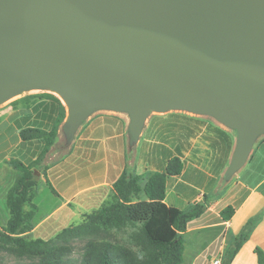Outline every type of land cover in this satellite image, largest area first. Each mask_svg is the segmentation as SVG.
Masks as SVG:
<instances>
[{
  "label": "water",
  "instance_id": "95a60500",
  "mask_svg": "<svg viewBox=\"0 0 264 264\" xmlns=\"http://www.w3.org/2000/svg\"><path fill=\"white\" fill-rule=\"evenodd\" d=\"M30 91L65 104L66 146L99 111L127 115L128 152L152 113L210 117L230 181L264 135V0H0V105Z\"/></svg>",
  "mask_w": 264,
  "mask_h": 264
},
{
  "label": "trees",
  "instance_id": "16d2710c",
  "mask_svg": "<svg viewBox=\"0 0 264 264\" xmlns=\"http://www.w3.org/2000/svg\"><path fill=\"white\" fill-rule=\"evenodd\" d=\"M38 97L30 95L22 100L30 108ZM59 123L60 119L50 131L25 128L20 132L23 141L42 139L45 146L40 158L29 165L14 158L8 161L21 174L7 196L10 217L7 225L0 229V248L17 259L31 260V264H71L68 258L75 253L78 244L81 256L77 263L72 262L75 264H183L188 225L200 218L211 202L205 194L188 210L166 204L167 178L178 176L183 170L179 157L170 158L165 171L150 174L144 184L142 176L125 168L113 185L110 200L85 214L79 224L63 229L47 241L26 238L34 228L33 219L38 211L33 204L39 183L35 171L44 168L46 178L49 166H44L42 159L55 143ZM47 185L59 196L49 180ZM234 213V207L229 205L220 216L227 221ZM263 216L264 209L246 222L231 240L221 264L232 263ZM120 234L127 236L125 243L118 239ZM255 253L259 264H264L263 251L256 248Z\"/></svg>",
  "mask_w": 264,
  "mask_h": 264
},
{
  "label": "crops",
  "instance_id": "0c3cea01",
  "mask_svg": "<svg viewBox=\"0 0 264 264\" xmlns=\"http://www.w3.org/2000/svg\"><path fill=\"white\" fill-rule=\"evenodd\" d=\"M24 96L25 95H21L12 100H17L19 98V100H22V98H25ZM3 105H0V110L4 111L2 115L5 116L3 120L0 121V223L1 226L5 227L10 217L7 208V196L21 174L8 166L7 159L11 156L20 158L16 153L17 146L20 144L27 142H44L42 139L23 141L20 138V132L25 128H38L47 131L48 129L42 124V122L45 121L43 110L51 105V103L37 102L31 108H24L20 105L11 108ZM99 112L104 114L98 115L97 113ZM99 112L93 114L87 121L86 133L83 135L79 134L73 141L74 153L65 164L69 163V166L73 167L75 172L69 175H67L68 172L66 174L63 172L56 184L52 179V172H54V169L48 171V180L56 192L59 193L58 195L60 196L57 197L60 202L54 206V210H51L52 212H50L49 215L43 218L39 219L38 212L36 213L33 219L34 228L31 232L26 234V238L32 240H49L50 237L56 236L58 232H52L54 225H49V222L72 203L74 204L75 208L73 209H75V211H72L71 217L74 218L77 214L81 215L85 212L99 209L104 203L110 200L113 185L126 168L125 136L122 128V120L119 117L113 115V112ZM120 116H126L127 123L129 124L127 115L120 114ZM38 121L41 123H38L39 125L35 124ZM221 126L224 127L223 125ZM40 146L39 152L43 150L42 148H44L45 142L44 145L40 143ZM32 160H34V156L26 162L24 159H21L24 164H28ZM167 163L168 161L163 170L150 172L149 175L155 172H164ZM204 164L203 162L201 167L197 165L196 169H202ZM246 165L244 167H246ZM243 168L238 173H240ZM250 168L251 175L253 177L257 176L258 178L256 182H251L248 177L237 179V191L234 199L232 198L226 201L224 197L216 200L214 204L210 203L208 210L200 218L192 221L188 225V230L185 234L184 256L187 255L188 252L190 253L189 264H213L219 256L224 257L225 251L231 240L239 234L243 226L252 216L264 209V190L262 189L264 186V176H262L264 174V165L254 163L249 169ZM196 169L190 171L187 177V183H184V185V181L182 184L179 181H175L177 179L182 181L184 176L183 170L180 175L169 176L167 178L165 202L168 206H173L167 200L168 194H171V196L175 194L180 196L181 198H177L180 201H186L189 209L195 201L200 200L203 195L207 193V190L204 189V185H200L196 181V173H198ZM58 171H61V168H59ZM237 174L234 175V178ZM12 175H14L15 178L11 181ZM142 179V183L144 184L146 180H144V177ZM39 184L40 181L37 188ZM45 184L47 185V182ZM47 187L51 192L48 185ZM193 191L196 192L195 196L192 197L190 195ZM240 192H245V196L240 197ZM253 196H257L256 203L251 202ZM229 205L234 207L235 213L230 220L225 221L220 216V213ZM208 231L211 237H207V246L203 247L205 241L200 244L198 239H203L200 234L201 232L206 233ZM191 234L196 242H194L192 248H189L190 245L187 242V236ZM256 248L261 249L264 253V216L251 234L250 239L241 247L231 264H259L257 254L255 253ZM184 261H186L185 257Z\"/></svg>",
  "mask_w": 264,
  "mask_h": 264
},
{
  "label": "rangeland",
  "instance_id": "374dc122",
  "mask_svg": "<svg viewBox=\"0 0 264 264\" xmlns=\"http://www.w3.org/2000/svg\"><path fill=\"white\" fill-rule=\"evenodd\" d=\"M46 94L50 95L48 96L49 98L44 97ZM23 95H25L24 97H28L30 95H39V97L35 100V103L32 106H34L37 102L51 103V105L47 106L43 110L45 121L42 122V124L48 129L47 131H50L57 122V120L60 119L58 136L55 140V143L50 149V151L42 159L43 165L49 166V169L46 171V178L43 175V173L45 172L44 168H42L40 171H35L36 176L40 181V184L38 188L36 187L35 189V197L33 199V204L38 207L37 214L40 219L46 215H49L50 212L54 210V206H56V204L60 202L58 200V197L52 194L49 191L47 185L45 184L48 180V171L50 169H54V172H52V179L56 184L58 179H60L59 177L62 176L63 172H65V174L68 172L67 175L73 174L75 172L73 167L69 166V163L65 164V162L68 161V159H70V157L74 153V146L72 145L73 143L69 146H66L65 137L62 133V126L67 116V110L61 98H59L55 93L49 91H30L24 93ZM19 99L12 101L10 100L6 102V104H4L3 106L15 108L20 105L24 108H27L25 106L24 100ZM3 113L4 111L0 110V121H2L5 117L4 115H2ZM97 114L99 115L104 113L99 112ZM113 115H116L122 120V128L125 136L126 145L125 164L127 169H129L134 174L142 175L144 177V180H146L150 172L163 170L165 168L166 162L170 158L174 156H179L183 161L184 176L182 178V181L178 179L175 181H179L181 184L184 181V185V183H187V177L190 171L192 169H196L197 165L201 167L202 163L204 162L205 164L202 166V169H196V171H198V173H196V181L200 185H204V189L207 190L206 194L209 197V201L213 204L216 202V200L224 197L226 201L232 198L234 199L235 193L237 191V179L241 177H248L251 182H256L258 178L257 176L253 177L251 175V168L249 169V167H251V165L254 163L258 165H264L263 135L257 140L256 144L254 145L253 151L248 159L246 167H244L243 170L238 173L235 178L233 177L230 181L223 180L224 172L229 165L231 155L234 151V147L236 144V133L229 130L228 128L226 129L222 127L210 117L198 116L181 111H169L164 114L152 113L146 121L139 143L134 147L132 151L128 152V123L126 116H120V114L114 113ZM87 121H85L81 128L78 130L75 138H77L79 134L83 135L84 133H86ZM38 123L41 122L38 121L35 124L39 125ZM40 143L44 145V142H27L18 145L16 153L20 156V158H17L16 156H11L7 159V164L11 158L18 159L20 161L21 159H24L26 162L34 156V160L30 161L26 165L31 164L33 161L37 160L41 156L43 150L39 152L41 147ZM8 166L14 169L9 164ZM59 168H61V171H58ZM262 176H264V174ZM14 178L15 176L12 175L10 180L12 181ZM262 189L264 190V186ZM195 192L196 191H193L190 196H195ZM239 195L240 197H244L245 192H240ZM167 196L168 202L171 203L174 207L183 210L188 209V203L186 201H180L178 198L181 197L177 196V194L172 196L171 194H168ZM251 202L256 203L257 196H253ZM73 208L75 207L72 203L70 204V206L62 210L59 215L55 216L51 222H49V225H54L52 230L53 233H59L69 226L79 224L81 221L84 220L85 214L91 212H85L81 215L77 214L74 218H72V211H75V209ZM3 228L4 227L1 226L0 223V229ZM200 234L204 240L202 238L196 239H198L200 244L205 241V245L203 246L205 247L207 246V237H211V235L209 231L206 233L201 232ZM54 237L52 236V238ZM52 238L50 237V239ZM118 239L122 241V243H125L127 240V236L120 234L118 236ZM187 242L190 245L189 248H192L194 242H196L193 239L192 234L187 236ZM80 249V245L78 244L75 253L68 258L71 260V264H75L79 261L81 256ZM184 257L186 261H184L183 264H189L190 253L188 252L187 255H185ZM223 258V256H219V258L216 259H220V261L222 262ZM31 263L32 261L26 258L17 259L13 256H10L0 248V264Z\"/></svg>",
  "mask_w": 264,
  "mask_h": 264
},
{
  "label": "built area",
  "instance_id": "2783aa9c",
  "mask_svg": "<svg viewBox=\"0 0 264 264\" xmlns=\"http://www.w3.org/2000/svg\"><path fill=\"white\" fill-rule=\"evenodd\" d=\"M213 264H221L220 259L215 260Z\"/></svg>",
  "mask_w": 264,
  "mask_h": 264
}]
</instances>
